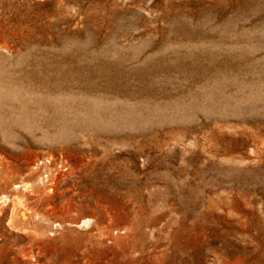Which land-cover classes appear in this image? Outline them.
<instances>
[{
    "label": "rangeland",
    "instance_id": "374dc122",
    "mask_svg": "<svg viewBox=\"0 0 264 264\" xmlns=\"http://www.w3.org/2000/svg\"><path fill=\"white\" fill-rule=\"evenodd\" d=\"M0 264H264V0H0Z\"/></svg>",
    "mask_w": 264,
    "mask_h": 264
},
{
    "label": "bare ground",
    "instance_id": "6f19581e",
    "mask_svg": "<svg viewBox=\"0 0 264 264\" xmlns=\"http://www.w3.org/2000/svg\"><path fill=\"white\" fill-rule=\"evenodd\" d=\"M27 221V217L24 216L20 208L15 207L12 212V217L10 220V225L14 226V224H17V226L21 225L23 222Z\"/></svg>",
    "mask_w": 264,
    "mask_h": 264
}]
</instances>
